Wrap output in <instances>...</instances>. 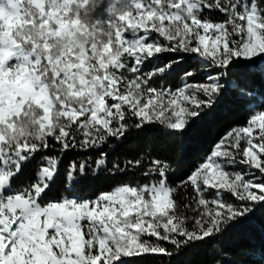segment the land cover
<instances>
[{
  "label": "snow or ice",
  "instance_id": "obj_1",
  "mask_svg": "<svg viewBox=\"0 0 264 264\" xmlns=\"http://www.w3.org/2000/svg\"><path fill=\"white\" fill-rule=\"evenodd\" d=\"M166 53L178 58L144 70ZM185 56L206 82L190 70L175 90L153 86ZM237 66L264 80V0H0V264L170 258L264 206V90L233 82L245 124L175 185L160 159L109 166L104 150L146 125L183 135ZM101 174L139 179L85 196ZM258 251L264 264V248L242 255Z\"/></svg>",
  "mask_w": 264,
  "mask_h": 264
},
{
  "label": "trees",
  "instance_id": "obj_2",
  "mask_svg": "<svg viewBox=\"0 0 264 264\" xmlns=\"http://www.w3.org/2000/svg\"><path fill=\"white\" fill-rule=\"evenodd\" d=\"M178 58L173 53L162 54L152 63L144 66L145 71L166 65L170 60ZM188 56H185L179 64H174L171 70L154 80L153 86L175 90L183 86L184 73L196 70L194 77H189L188 82L203 83L206 71H201L200 64ZM240 66L232 69L231 74L224 79L226 89L217 103L208 109L202 117L197 118L183 133L173 136L165 132L159 125H146L143 129L131 128L120 141H112L105 145L108 165L113 162L125 163L128 159H160L172 168L169 175V183L175 185L184 180L191 171L210 155L214 145L226 132L232 128L245 124L249 112L248 105L242 101L236 91L234 81L241 85L255 89L257 93L264 90V80L259 75L255 76L248 84L241 79ZM257 101L261 99L256 96ZM93 154L90 159L94 160ZM71 156L66 157V164ZM239 169V166H238ZM63 171V168L61 169ZM242 170V169H241ZM139 179L131 174H118L114 177L101 174L99 179H92L84 183L80 190L85 196L95 195L108 191L112 187L125 182ZM55 191V189H54ZM191 193V189L188 190ZM214 194L213 190H209ZM186 193L183 188L178 191V203L184 202ZM208 195V194H206ZM224 198L231 201L230 194L225 193ZM186 215H193L190 210L181 209ZM191 227L192 221L187 222ZM264 248V206H258L250 216L242 218L229 225L225 231L214 239L201 241L192 246L181 248L174 252L172 257H142L127 258L134 264H261L259 251L254 257L243 256L242 253L249 249L260 250Z\"/></svg>",
  "mask_w": 264,
  "mask_h": 264
},
{
  "label": "rangeland",
  "instance_id": "obj_3",
  "mask_svg": "<svg viewBox=\"0 0 264 264\" xmlns=\"http://www.w3.org/2000/svg\"><path fill=\"white\" fill-rule=\"evenodd\" d=\"M214 191V190H213Z\"/></svg>",
  "mask_w": 264,
  "mask_h": 264
}]
</instances>
